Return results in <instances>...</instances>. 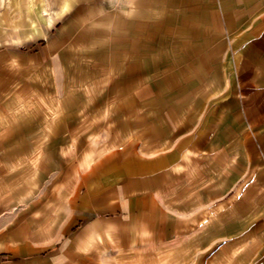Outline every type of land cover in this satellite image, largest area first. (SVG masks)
<instances>
[{
    "label": "crops",
    "instance_id": "1",
    "mask_svg": "<svg viewBox=\"0 0 264 264\" xmlns=\"http://www.w3.org/2000/svg\"><path fill=\"white\" fill-rule=\"evenodd\" d=\"M216 14L217 33L204 37L200 54L233 50V101L222 115L201 129L198 110L178 104L171 76L159 83L173 85L153 92L147 55L135 47V67L126 58L101 106L82 107L88 123L73 126L69 116L58 125L48 115L38 128L56 171L50 196L29 199L22 166L14 164L9 185L0 166V264H264V0L220 2ZM74 137H89L78 159ZM37 149L13 162L38 156L25 169L42 167Z\"/></svg>",
    "mask_w": 264,
    "mask_h": 264
},
{
    "label": "rangeland",
    "instance_id": "2",
    "mask_svg": "<svg viewBox=\"0 0 264 264\" xmlns=\"http://www.w3.org/2000/svg\"><path fill=\"white\" fill-rule=\"evenodd\" d=\"M230 1L0 0V134L5 136L0 137V154L6 161L0 166L8 170V185L14 182V164L21 165L18 172H22L29 199L37 201L42 192L52 194L56 171H52L50 144L36 133L38 128L48 115L58 125L69 116L73 126L88 123L82 107L101 106L104 96L110 94L111 81L125 72L126 58L135 67L139 56L135 47L142 46L143 58L147 55L143 69L148 66L152 91L173 85L159 83L162 75L176 79L178 104L198 110L201 129L207 128V117L218 118L223 103L233 101L228 80L234 72L231 47H216L215 54L205 60L200 54L205 52L204 37L213 38L217 33L218 23L214 22L220 2ZM158 102L153 100L151 106ZM21 119L27 121L22 138ZM232 128L235 134L244 131L235 117ZM216 129L220 139L225 128L216 122ZM19 135L21 146L14 141ZM88 138H73L76 159L82 157ZM57 140L58 146L66 143L64 137ZM37 148L45 152L42 167L25 169L38 156L26 155L21 164L13 162L15 156L22 157V151ZM62 171L61 167L59 173Z\"/></svg>",
    "mask_w": 264,
    "mask_h": 264
}]
</instances>
